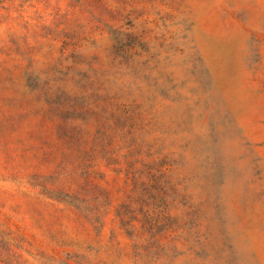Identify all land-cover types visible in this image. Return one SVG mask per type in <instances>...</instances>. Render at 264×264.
Listing matches in <instances>:
<instances>
[{
	"label": "rangeland",
	"instance_id": "obj_1",
	"mask_svg": "<svg viewBox=\"0 0 264 264\" xmlns=\"http://www.w3.org/2000/svg\"><path fill=\"white\" fill-rule=\"evenodd\" d=\"M0 264H264V0H0Z\"/></svg>",
	"mask_w": 264,
	"mask_h": 264
},
{
	"label": "trees",
	"instance_id": "obj_2",
	"mask_svg": "<svg viewBox=\"0 0 264 264\" xmlns=\"http://www.w3.org/2000/svg\"><path fill=\"white\" fill-rule=\"evenodd\" d=\"M127 124V122H125V123H119V124H117V123H115V130L119 127V126H124V125H126ZM131 125L129 126V130L131 131ZM116 137V136H115ZM120 140L121 141H124L125 142V144H127V145H130V143H132V144H134V143H136V137L134 136V134H132V133H130V132H128V134H124V135H121L120 136ZM115 141H116V139H115ZM128 157H129V160H130V158L132 157L133 158V164H144L145 163V158H142L141 156H140V152H138V149H136V151H130L129 152V155H128Z\"/></svg>",
	"mask_w": 264,
	"mask_h": 264
}]
</instances>
